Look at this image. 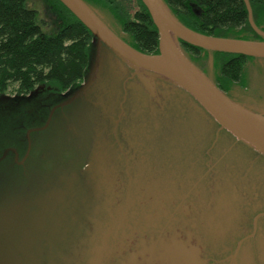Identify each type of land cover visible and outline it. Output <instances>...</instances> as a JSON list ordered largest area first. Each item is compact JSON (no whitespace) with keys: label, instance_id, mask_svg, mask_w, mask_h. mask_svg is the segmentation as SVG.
<instances>
[{"label":"water","instance_id":"water-1","mask_svg":"<svg viewBox=\"0 0 264 264\" xmlns=\"http://www.w3.org/2000/svg\"><path fill=\"white\" fill-rule=\"evenodd\" d=\"M59 1L92 34L84 80L62 96L88 100L67 120L51 168L0 186V264H264V233L241 238L240 226L264 182L240 174L227 147H217L212 179L199 160L222 129L264 154V102L230 97L181 44L207 51L210 66L215 51L264 59L249 0L261 38L204 34L164 0H141L156 53L126 42L101 8ZM48 122L27 130L28 151Z\"/></svg>","mask_w":264,"mask_h":264},{"label":"trees","instance_id":"trees-1","mask_svg":"<svg viewBox=\"0 0 264 264\" xmlns=\"http://www.w3.org/2000/svg\"><path fill=\"white\" fill-rule=\"evenodd\" d=\"M85 1L107 10L131 46L145 53L158 51L157 30L141 0ZM164 1L183 24L198 32L260 38L248 23L243 0ZM249 2L256 24L264 28V0ZM48 4L41 14L33 0H0V99L8 91L16 93L8 101H0V130L10 136L44 119L38 116L45 115L41 97L46 91L40 93L42 88L54 93L67 91L79 83L87 69L92 34L59 0ZM181 44L193 61L204 51ZM213 56L219 71L217 86L225 90L229 82L241 77L249 57L216 51Z\"/></svg>","mask_w":264,"mask_h":264},{"label":"flooded vegetation","instance_id":"flooded-vegetation-1","mask_svg":"<svg viewBox=\"0 0 264 264\" xmlns=\"http://www.w3.org/2000/svg\"><path fill=\"white\" fill-rule=\"evenodd\" d=\"M101 10L105 11L104 9ZM109 16L117 23L116 27H113L106 21L109 26L126 42H129V37L122 31L119 23L111 14ZM194 62L217 84L216 76L219 74V71L214 58L212 66L209 65L207 51H202L200 57L195 59ZM242 73L243 74L238 80L229 82L228 86L223 91L236 100L252 99L257 102H264V59L249 57L243 65ZM83 80L84 77H82L75 87L69 88V91L73 92ZM65 91L54 93L42 88L40 93L45 92L42 94L41 99L44 102L43 106L45 107L46 112L45 118L41 120L40 126L44 125L48 120L49 122L45 129L30 133L31 147L29 151L26 138V132L28 129L24 130L23 135H19V133H16L14 136L8 135V138L10 137V139L0 142V157L5 153L0 159V169H2V171L10 170L16 180L22 181L23 177L30 175L27 166L29 165L31 158L37 156V153H35L37 152V149L43 147L48 148L50 142L64 137L67 120L77 114L81 104L88 100V98L80 96L67 102L68 96H62V93ZM28 113L30 114V112ZM218 146L229 148L232 153L237 156L238 161L241 163L240 174H254L260 177L264 182V154L237 140L223 129L220 131L215 130L209 134L208 145L202 151L201 158L199 159L201 162L200 170L203 173L209 172L210 179L214 176L212 172L215 170ZM26 153L27 157L22 161ZM69 158V153L63 154V159L67 161ZM3 166H5V169H3ZM244 216L245 219L240 226L242 229L245 228L248 231H245L241 238L245 235H250L251 232L254 231V235L251 238V240H254V237L260 231L264 233V196L259 199L257 205L252 208V211L245 212ZM255 264H259L256 256Z\"/></svg>","mask_w":264,"mask_h":264},{"label":"rangeland","instance_id":"rangeland-1","mask_svg":"<svg viewBox=\"0 0 264 264\" xmlns=\"http://www.w3.org/2000/svg\"><path fill=\"white\" fill-rule=\"evenodd\" d=\"M49 0H33V6L39 11V13L41 14H44L45 13V8L48 4ZM45 5V7H44ZM252 9V7H251ZM104 14H105V19L106 21L113 27H116L117 23L114 22L111 18H110V14L108 11H103ZM252 15H253V10H252ZM253 20H254V23L256 24L255 22V18L253 17ZM249 23V22H248ZM250 25V24H249ZM257 27H259L262 31H264V28L257 25ZM251 27V26H250ZM252 28V27H251ZM252 30L254 31V29L252 28ZM255 32V31H254ZM256 33V32H255ZM259 37L260 35L258 33H256ZM200 56L198 57H194L195 59H198ZM214 58V56H213ZM194 59V60H195ZM217 66V65H216ZM218 68V66H217ZM243 74V73H242ZM241 74V75H242ZM219 75V74H218ZM218 75L216 76V78H218ZM14 95H16V93H11L10 91L6 92V93H3V98L2 100H7L8 101V97H13ZM10 98V99H11ZM0 99V101H2ZM11 102V100H10ZM43 110H44V113L46 112V109L45 107L43 106ZM2 115H7L8 113H5V112H2L1 113ZM9 115V114H8ZM43 115V118H45V115L44 114H41V115H38L39 117H42ZM34 116H31V119L29 120L30 123H32L34 121ZM20 120H22V118H19ZM41 120L43 119H40L39 120V123L38 124H35V125H30L29 127H25L23 130H26V129H29V128H33V127H39L41 125ZM8 132H5L3 130H0V142H4L5 140H8L10 139V137L8 138V135H7ZM24 132H20L19 135H23ZM60 141V140H59ZM59 141L57 140H53L52 142H48V148L46 147H43L41 149H37V156L34 157V158H31L30 162H29V165L27 166L28 167V170L30 172V174H33V173H39L40 172H43L44 169H48V168H51L53 166V163H52V157L53 156V152H52V149L54 146L57 145V143H59ZM57 142V143H56ZM70 156H72V153L70 154ZM5 166H3V169ZM29 176V175H28ZM28 176L27 177H23V180L22 181H19V180H16L15 177L12 175V172L10 170H3L0 169V186L1 187H11V185L13 184H20V183H24L27 181L28 179Z\"/></svg>","mask_w":264,"mask_h":264},{"label":"bare ground","instance_id":"bare-ground-1","mask_svg":"<svg viewBox=\"0 0 264 264\" xmlns=\"http://www.w3.org/2000/svg\"><path fill=\"white\" fill-rule=\"evenodd\" d=\"M120 25V24H119ZM121 27V26H120Z\"/></svg>","mask_w":264,"mask_h":264}]
</instances>
